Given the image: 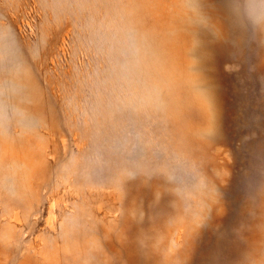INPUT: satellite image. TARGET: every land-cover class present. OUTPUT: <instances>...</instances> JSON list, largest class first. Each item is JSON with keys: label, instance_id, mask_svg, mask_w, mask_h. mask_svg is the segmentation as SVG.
I'll use <instances>...</instances> for the list:
<instances>
[{"label": "rangeland", "instance_id": "374dc122", "mask_svg": "<svg viewBox=\"0 0 264 264\" xmlns=\"http://www.w3.org/2000/svg\"><path fill=\"white\" fill-rule=\"evenodd\" d=\"M0 264H264V0H0Z\"/></svg>", "mask_w": 264, "mask_h": 264}]
</instances>
